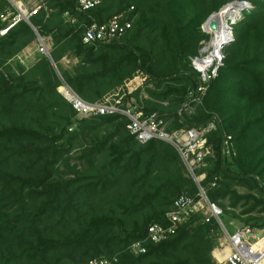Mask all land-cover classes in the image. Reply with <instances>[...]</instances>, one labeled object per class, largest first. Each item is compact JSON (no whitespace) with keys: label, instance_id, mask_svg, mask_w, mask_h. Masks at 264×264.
<instances>
[{"label":"trees","instance_id":"trees-1","mask_svg":"<svg viewBox=\"0 0 264 264\" xmlns=\"http://www.w3.org/2000/svg\"><path fill=\"white\" fill-rule=\"evenodd\" d=\"M231 1L103 0L80 11L77 0H44L31 23L20 20L0 35V264H88L101 256H117L115 264H218L212 251L221 228L201 213L167 239L145 242V252L130 250L151 223L165 222L179 195L195 194L196 184L172 144L139 142L122 115L77 117L58 91L62 81L96 102L139 75L149 96L144 110L165 113L170 128L217 115L215 156L204 168L207 195L222 220L264 224L253 214L264 210V0H246L203 104L184 119L177 113L198 79L191 58L210 37L202 25ZM14 10L0 0V30ZM123 11L133 22L122 36L84 41L87 26ZM33 26L50 38L62 78L44 53L29 68L13 63L38 39ZM64 57L76 61L64 67ZM79 148L83 165L71 160Z\"/></svg>","mask_w":264,"mask_h":264},{"label":"built area","instance_id":"built-area-1","mask_svg":"<svg viewBox=\"0 0 264 264\" xmlns=\"http://www.w3.org/2000/svg\"><path fill=\"white\" fill-rule=\"evenodd\" d=\"M102 1L77 0V7L80 11H87ZM246 5V0H233L218 11V13H222V17L218 19L215 30H211L208 23L202 25L203 30L208 32L210 37L203 41L199 53L191 58L198 79L195 86L189 90L186 100L177 109L181 118L184 119L186 114H193L197 107L203 104L212 82L224 65L225 50L235 40L234 23L242 17V11ZM42 6L43 3H40L35 8L27 10L22 4L13 5L15 10L3 15V19H9V23L0 30V35H4L20 20L31 23V16L37 14ZM65 16L73 23L77 20L75 16L68 13H65ZM132 22L126 11L117 13L106 22H93L87 26L83 39L85 42L111 41L122 36L132 26ZM34 29L36 28L34 27ZM37 35L41 52L53 61L50 53V40L38 32ZM143 82L144 79L141 76H135L118 92L106 96L103 101L96 102L82 98L65 81H62L58 87L59 91L60 88L64 89L60 93L72 105L79 117L119 114L128 120L127 129L139 142L145 143L151 139H161L172 144L179 152L188 176L196 184L197 192L195 194L184 192L179 195L166 212L165 222L151 223L148 226L146 238L143 241L132 243L129 247L130 250L134 253L145 252V242L158 243L167 239L193 215L201 213L207 219L211 216L215 217L223 234V238H219L222 241L212 251L216 263L264 264V224L261 226L238 225L235 226L233 232L229 231L221 218L222 208L209 199L203 185L206 178L204 168L215 156L213 144L210 142V134L218 128L219 117L215 115L208 122L199 126L187 125L170 128L172 121L166 118L165 113L146 112L144 104L137 101L139 97L135 95L134 90L143 85ZM183 119H180V122ZM230 138L229 136L224 141L227 153L231 152ZM117 260V256H101L92 258L88 264H115Z\"/></svg>","mask_w":264,"mask_h":264},{"label":"rangeland","instance_id":"rangeland-1","mask_svg":"<svg viewBox=\"0 0 264 264\" xmlns=\"http://www.w3.org/2000/svg\"><path fill=\"white\" fill-rule=\"evenodd\" d=\"M10 3L14 6L17 5H24L26 7V9L30 10L32 8H35L36 5L42 3L44 0H9ZM37 34V33H36ZM38 36V35H37ZM42 54L41 50H40V47H39V39H35L34 43L31 44L30 47L26 48L24 51L20 52L13 60V63H21L22 65H24L26 68H29L31 67L32 65H34L37 60L39 59L40 55ZM52 61V60H51ZM63 61V60H62ZM76 61V59H69V60H64L62 62L63 66L64 67H68L70 68L72 64H74V62ZM53 65H54V69L55 71L57 72L58 76L60 78L61 77V73L59 71V68L57 67V65L55 64V62H53ZM125 87V85L123 86ZM139 89H141L140 93H139V100H137L138 102H140L141 104H144L145 105V100L149 97L148 94L146 93L145 91V88H144V85H141L139 86L136 90H134V93L136 91H138ZM59 91V89H58ZM60 92V91H59ZM62 95V94H61ZM63 96V95H62ZM64 97V96H63ZM166 104V103H165ZM77 117H79L77 115ZM79 118H83V117H79ZM89 141V138L87 139ZM82 148L72 152V163H81L83 165V163L81 162V160L79 159V154L80 152H82ZM187 173V171H186ZM188 175V174H187ZM241 191H246L245 188H240ZM254 215L256 216H261L263 217L264 216V210L262 211H254L253 212ZM223 222L225 223V225L228 227L229 231L233 232L234 231V228L235 226H238V225H242V224H239L237 223L236 221L230 219L228 216H224L223 217ZM233 222V223H232ZM219 238H223V234L222 232L220 233L219 235ZM222 241L221 239L218 240V243ZM217 243V244H218ZM216 244V245H217Z\"/></svg>","mask_w":264,"mask_h":264},{"label":"water","instance_id":"water-1","mask_svg":"<svg viewBox=\"0 0 264 264\" xmlns=\"http://www.w3.org/2000/svg\"><path fill=\"white\" fill-rule=\"evenodd\" d=\"M215 13H218V11L213 12V13L208 17V19L205 21V23H208V24H209L211 30H215V29L217 28V25H218V21H217V20H216V21H211V18H212V16H213V14H215ZM35 30H36V29H35ZM36 32H37V30H36Z\"/></svg>","mask_w":264,"mask_h":264},{"label":"bare ground","instance_id":"bare-ground-1","mask_svg":"<svg viewBox=\"0 0 264 264\" xmlns=\"http://www.w3.org/2000/svg\"><path fill=\"white\" fill-rule=\"evenodd\" d=\"M222 17V13H215L213 14L212 18H211V21H218V19H220ZM60 91H64L63 88H60Z\"/></svg>","mask_w":264,"mask_h":264},{"label":"crops","instance_id":"crops-1","mask_svg":"<svg viewBox=\"0 0 264 264\" xmlns=\"http://www.w3.org/2000/svg\"><path fill=\"white\" fill-rule=\"evenodd\" d=\"M48 39L50 40V38H48ZM49 42L51 43V40H50ZM33 43H34V42H33ZM30 46H31V45H29L28 47H30ZM28 47H26V48H28ZM26 48H25V49H26ZM25 49H24V50H25ZM24 50H23V51H24ZM64 60H66V61H67V60H69V58H67V57H64V58H63V61H64Z\"/></svg>","mask_w":264,"mask_h":264}]
</instances>
